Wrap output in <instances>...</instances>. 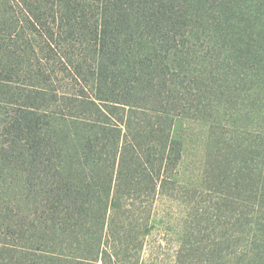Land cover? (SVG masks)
<instances>
[{
	"label": "trees",
	"instance_id": "1",
	"mask_svg": "<svg viewBox=\"0 0 264 264\" xmlns=\"http://www.w3.org/2000/svg\"><path fill=\"white\" fill-rule=\"evenodd\" d=\"M237 74H264V0H0V264H120L175 121Z\"/></svg>",
	"mask_w": 264,
	"mask_h": 264
},
{
	"label": "rangeland",
	"instance_id": "2",
	"mask_svg": "<svg viewBox=\"0 0 264 264\" xmlns=\"http://www.w3.org/2000/svg\"><path fill=\"white\" fill-rule=\"evenodd\" d=\"M224 94L210 105V123L175 121L177 182L138 216L149 233L136 227L142 244L124 245L120 264H264V74H237ZM53 254L62 258L53 264L79 257Z\"/></svg>",
	"mask_w": 264,
	"mask_h": 264
}]
</instances>
